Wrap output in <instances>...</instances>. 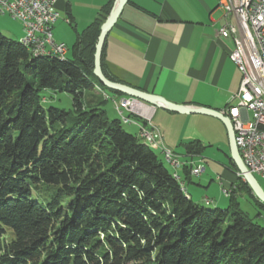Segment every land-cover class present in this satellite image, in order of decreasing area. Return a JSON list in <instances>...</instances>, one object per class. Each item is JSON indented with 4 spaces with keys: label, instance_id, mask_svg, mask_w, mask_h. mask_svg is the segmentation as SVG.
<instances>
[{
    "label": "trees",
    "instance_id": "1",
    "mask_svg": "<svg viewBox=\"0 0 264 264\" xmlns=\"http://www.w3.org/2000/svg\"><path fill=\"white\" fill-rule=\"evenodd\" d=\"M113 1L76 33L70 57L34 54L0 32V264H264V223L240 209L235 190L225 208L200 205L120 117L84 104L96 84L123 95L92 73ZM101 67L118 81L102 55ZM47 89L68 93L75 114L44 105ZM201 148L184 144L188 154ZM40 183L55 187L45 199Z\"/></svg>",
    "mask_w": 264,
    "mask_h": 264
},
{
    "label": "crops",
    "instance_id": "2",
    "mask_svg": "<svg viewBox=\"0 0 264 264\" xmlns=\"http://www.w3.org/2000/svg\"><path fill=\"white\" fill-rule=\"evenodd\" d=\"M106 1L56 0L55 8L63 11H58L60 19L52 28L54 38L66 45L69 41L72 46L76 33L94 19ZM220 1L127 0L104 39L102 61L106 71L121 83L170 102L221 111L238 90L241 73L229 58L233 41L219 33L220 26L235 23L236 18L224 14ZM89 91L104 99L111 94L97 84ZM85 105L98 103L91 100ZM143 105L150 118L133 113L138 119L132 123L151 125L152 128H146L151 136L169 147L183 164L200 162L202 172L209 169L215 173L224 187L239 181L229 156L227 131L220 120ZM132 123L126 124L134 127L138 136V127ZM189 142L199 143L201 152L188 154L184 144ZM213 145L225 155L223 163L204 155L205 149ZM176 171L182 181L183 168ZM198 182L203 180L198 178ZM185 189L192 199L193 191Z\"/></svg>",
    "mask_w": 264,
    "mask_h": 264
},
{
    "label": "built area",
    "instance_id": "3",
    "mask_svg": "<svg viewBox=\"0 0 264 264\" xmlns=\"http://www.w3.org/2000/svg\"><path fill=\"white\" fill-rule=\"evenodd\" d=\"M56 0H0V15H9L22 26V36L31 39L35 52L62 53L67 55L68 46L57 41L52 33L60 19L55 8ZM224 14H232L235 23L225 22L219 28L224 38L233 41L229 58L241 73L238 90L221 110L230 118L239 155L248 171L264 178V0H221ZM69 22V18H65ZM118 114L132 123L128 111L150 118L151 114L141 101L134 97L107 94ZM234 101V102H233ZM124 111L127 114H124ZM141 139L160 140L146 136L151 125H137ZM163 155L175 168L180 160L162 143ZM201 168H193L198 174Z\"/></svg>",
    "mask_w": 264,
    "mask_h": 264
},
{
    "label": "rangeland",
    "instance_id": "4",
    "mask_svg": "<svg viewBox=\"0 0 264 264\" xmlns=\"http://www.w3.org/2000/svg\"><path fill=\"white\" fill-rule=\"evenodd\" d=\"M56 8H58L56 6ZM63 11V10H58ZM63 15V14H62ZM0 32L5 35L6 37L13 39V40H19L22 37V26L21 23L18 20L12 19L9 15H0ZM68 47L70 48L71 42H66ZM67 57H70V52L67 53ZM83 97L82 100L84 104H88L93 100L94 102H97L98 105L105 110L106 115L109 118H119L120 114L118 115L117 111L115 110L113 104L111 101L106 100L107 95H105V99L101 95H95L89 91V89L83 91ZM41 101L44 103V105L49 106L53 105L58 108L64 109L67 112L70 113L71 116L75 114L74 107L72 105V97L62 91H53V90H44L43 91V97ZM138 114L136 111H130L128 114H130V117L134 120H136ZM124 114H127V112L124 111ZM133 116V117H132ZM123 128L132 134H135L136 130L134 127H132L130 124L122 123ZM137 135V134H136ZM216 145H213L211 147H208L205 149V156H208L209 158L223 163L225 161V155L223 152L217 151ZM158 156H160V159L164 163V165L171 171L174 172V169L163 158L162 154L157 151ZM192 155V154H190ZM178 158V156H177ZM181 162V161H180ZM190 169H187V171L183 174H179L181 176V189L182 186L186 187L188 191L192 192V200L196 201L200 205H203L208 208H225L229 204V195L232 193V190L234 191V195L239 203V207L241 210L246 212L250 218H252L254 221L258 222L259 224L264 223V206H261V204L257 201H254L252 198L251 193L248 192V189L243 185V179L240 178L239 181L236 184H231L230 186L224 187L220 183V180L217 178V175L215 173H212L207 169L206 171H203V166L201 163H195V162H189ZM184 164L181 162L179 166L175 168V173L177 174L178 167H183ZM201 168L198 174H194L193 168ZM174 175V173H173ZM178 175V174H177ZM203 175V177H202ZM257 181L261 185V187L264 190V178L255 175ZM198 178L202 179L203 182H198ZM180 180V179H179ZM55 189L54 186L40 183L38 186H36L35 194H37L38 197H41L43 199L49 197L53 190ZM193 189V190H192ZM186 192V191H185ZM101 237L103 235L101 234Z\"/></svg>",
    "mask_w": 264,
    "mask_h": 264
},
{
    "label": "water",
    "instance_id": "5",
    "mask_svg": "<svg viewBox=\"0 0 264 264\" xmlns=\"http://www.w3.org/2000/svg\"><path fill=\"white\" fill-rule=\"evenodd\" d=\"M126 3L127 0H114L110 11L108 12L104 21L100 25L99 33L97 35V39L94 45L93 69H92L93 75L97 78L99 83L102 84L107 89L120 92L126 96L134 97L137 100L149 104L151 106L162 107L169 111L177 112L180 114H192V113L204 114L220 120L222 124L225 126L227 131L229 156L237 170V176L241 177L243 181L247 183L254 196L261 203L264 204V190L257 181L256 177L248 171V169L241 160L234 139V131H233L232 123L227 115L222 113L220 110L210 108L207 106L186 105V104H177L174 102H170L169 100L165 99L160 95L147 92L143 89L136 88L128 84L110 80L104 75L101 67V55H102L104 39L108 31L110 30L111 26L115 23L116 19L120 15ZM176 177L178 178L179 176L177 175Z\"/></svg>",
    "mask_w": 264,
    "mask_h": 264
},
{
    "label": "bare ground",
    "instance_id": "6",
    "mask_svg": "<svg viewBox=\"0 0 264 264\" xmlns=\"http://www.w3.org/2000/svg\"><path fill=\"white\" fill-rule=\"evenodd\" d=\"M21 43L26 46L27 48H30L31 51L34 53V54H55L61 58H64L66 55H63L62 53H48V52H35V44L32 42L31 39H28L27 37H24L22 36L21 39H20ZM54 56V55H53ZM107 99V98H106ZM130 111H128L129 113ZM132 112V111H131ZM149 112V111H148ZM119 115V114H118ZM141 116H144V115H141ZM133 117V116H132ZM128 118L132 120V122H134V120L130 117V115L128 114ZM120 119L122 121V123H130L128 122L126 119H124V116L122 114H120ZM148 119V118H146ZM139 135V134H138ZM146 136L147 137H152L150 132L146 129ZM140 137V136H139ZM141 138V137H140ZM143 141H145L147 144H149V146L151 148H154V149H159L163 158L165 159L164 155H163V147H162V143L161 142H155V141H150L149 139H142ZM165 161H167V159H165ZM168 163H170V161H167ZM170 165L174 168V165H172L170 163ZM174 176H177V175H174ZM184 190V188H183Z\"/></svg>",
    "mask_w": 264,
    "mask_h": 264
}]
</instances>
